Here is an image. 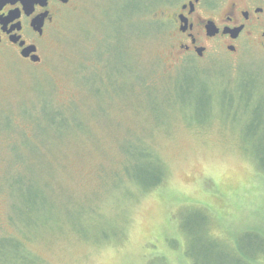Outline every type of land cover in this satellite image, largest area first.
<instances>
[{"label": "rangeland", "instance_id": "374dc122", "mask_svg": "<svg viewBox=\"0 0 264 264\" xmlns=\"http://www.w3.org/2000/svg\"><path fill=\"white\" fill-rule=\"evenodd\" d=\"M159 7L71 0L38 66L0 64V235H29L31 264H188L180 228L200 218L194 247L208 249L206 216L208 234L230 242L209 255H232L245 232L264 235V173L241 148L264 141V87L250 104L224 92L264 75V51L239 42L230 54L202 39V57L185 54V40L155 20ZM204 83L201 103L194 85ZM139 136L166 168L149 191L134 171L112 173ZM24 182L36 193L28 214ZM4 245L1 264H22Z\"/></svg>", "mask_w": 264, "mask_h": 264}, {"label": "flooded vegetation", "instance_id": "af4514ba", "mask_svg": "<svg viewBox=\"0 0 264 264\" xmlns=\"http://www.w3.org/2000/svg\"><path fill=\"white\" fill-rule=\"evenodd\" d=\"M155 20L166 23L185 41V54L202 57L201 40L215 41L230 54L238 43L264 51V0H155ZM71 0H0V64L19 70L38 66L42 47ZM16 68V69H15Z\"/></svg>", "mask_w": 264, "mask_h": 264}, {"label": "trees", "instance_id": "16d2710c", "mask_svg": "<svg viewBox=\"0 0 264 264\" xmlns=\"http://www.w3.org/2000/svg\"><path fill=\"white\" fill-rule=\"evenodd\" d=\"M244 80V78H243ZM241 80L239 83V90H228L224 88V92H229V95L232 93L240 94L242 98L245 96V101L250 102L252 101L253 96L256 92H258L257 89L261 86L264 87V75L259 76V79L253 78L250 82H244ZM246 81V80H245ZM244 82V83H243ZM261 83V84H260ZM193 84H188L185 92L190 93V88ZM206 85V86H205ZM198 88L199 94L196 96L197 100L201 103H204L206 100V89L208 85L206 83L204 84H198L194 85ZM98 89V88H95ZM98 92L96 93V90H94V95L97 96ZM252 96V97H251ZM233 99V95H232ZM259 103H261L259 101ZM262 107L260 109L263 110L264 103H261ZM261 110V111H262ZM255 116L260 114L259 108L255 111ZM204 122V121H203ZM201 123V122H198ZM262 124V122L259 120V122L254 123L251 122L253 132H257L258 125ZM252 133V134H254ZM147 142L139 136L138 138H135L133 142L124 143L123 149L120 151V155H118L117 162H116V170H113V175H117V173H122L126 177L129 175L130 172H133V175H131V178L136 180V182L139 184L142 190L149 191L153 188L158 187L165 178L166 168L163 163V161L156 155L153 151L146 149ZM241 148L242 152H244L248 158L252 161L253 165L257 168V170L261 173H264V141L259 139L256 141V143L252 146L245 147L244 141L241 140ZM153 156V157H152ZM128 159V162H127ZM142 160H147L149 163L144 164L141 163ZM131 170V171H130ZM124 171V173H123ZM136 173V175H135ZM124 176H122L123 178ZM29 182H32V180H29ZM33 186L31 183H25L24 187L22 188L23 191L28 196L27 201V210L26 213H30L32 211V207H29V205H32L36 193L29 190V188ZM45 186L43 184L40 185L41 191L43 192V188ZM32 189V188H31ZM40 191V190H39ZM41 193V192H40ZM31 195V197H29ZM27 199V198H26ZM26 202V200H25ZM25 205V204H24ZM19 212V211H18ZM20 215V214H19ZM204 215V214H203ZM206 216V215H205ZM204 216V217H205ZM22 216L16 217L20 218ZM202 217V216H199ZM210 216H206L203 218V221L205 222L207 220V225H205V232L208 239L212 240V244L208 245V249L200 250L194 247L197 243H199L198 233L199 230H201V223L197 220H190L187 224H183V227L180 228V232H183V238L184 242L182 243L181 247L183 252L185 253L188 264H264V235H260L256 232L254 234H251V232L244 233V236L240 239H236L234 241L233 246V254H216V255H209L211 249L218 248L219 246L229 244L224 241H219L214 237L212 234H208L209 230H211L212 227L215 226V223L210 225ZM11 224H14L15 221H13L12 217H9ZM14 219V220H18ZM16 224V223H15ZM18 225V224H16ZM30 226V225H29ZM19 230H25L21 229L19 226H17ZM18 231V230H17ZM24 232V231H23ZM22 233V232H21ZM22 239H18L14 237L13 235H10L9 233H4L0 235V264L5 263L7 260L6 257H4L6 251L5 243H9L10 252L13 253L11 256L15 260H20L22 264H31V260L28 257L29 255H32L31 252H29V247L26 244V241L30 239L29 235L23 234ZM174 237H170L168 240L169 245L172 247L174 246ZM222 239V238H220ZM216 240V241H214ZM223 240V239H222ZM193 242V247L190 249V243ZM214 241V242H213ZM26 244V245H25ZM242 244V246H241ZM23 249V252L17 250V249ZM147 264H166L165 258L155 257L151 258Z\"/></svg>", "mask_w": 264, "mask_h": 264}, {"label": "water", "instance_id": "95a60500", "mask_svg": "<svg viewBox=\"0 0 264 264\" xmlns=\"http://www.w3.org/2000/svg\"><path fill=\"white\" fill-rule=\"evenodd\" d=\"M63 1H65V0H63Z\"/></svg>", "mask_w": 264, "mask_h": 264}]
</instances>
